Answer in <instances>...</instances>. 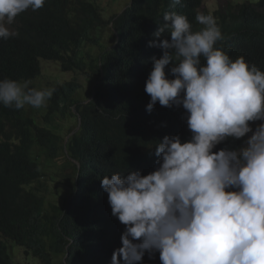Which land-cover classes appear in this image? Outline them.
<instances>
[{
  "label": "clouds",
  "instance_id": "obj_1",
  "mask_svg": "<svg viewBox=\"0 0 264 264\" xmlns=\"http://www.w3.org/2000/svg\"><path fill=\"white\" fill-rule=\"evenodd\" d=\"M46 1L0 0V42H15L21 15L43 8ZM84 1L96 14L94 20L103 21L100 29L104 31L107 25L112 38L109 46H114L118 38L113 36V21L133 0L108 21L97 0ZM68 4L73 17L82 16L77 0H68ZM203 4L204 0L196 16L203 27L197 31L185 14L167 12L161 4L147 38L151 48L147 62L151 59L152 67L144 84L150 97L146 110L150 113L157 103L167 108L182 107L190 138L182 141L179 134L164 135L152 145L146 135L135 137L130 146L135 167L125 173H104L96 179L102 198L106 193L111 215L117 220L108 226L98 225L94 236L73 226L66 213L81 168L67 142L54 158L43 157V162L37 159L41 175L33 180L29 173L19 182L16 203L25 202L31 193L42 196L44 203L31 213L14 215L0 229L9 255L7 264H14L10 246L23 248L26 258L38 259L40 264H141L146 252L150 257L156 253L158 264H264V71L243 56L230 58L217 46L226 37L213 16L202 14L213 12ZM172 6L179 11L185 9L181 0H172ZM14 23L15 29L11 27ZM70 25L75 27L72 20ZM98 42L95 36L85 45V51ZM159 48L162 54L157 58L154 55ZM50 61L59 62L61 68L59 60ZM102 65L103 61L99 68ZM37 77L0 79L1 108H37L27 113L31 117L40 115L44 123L45 114L50 113L54 116L52 125L60 124L55 120L58 115L75 117L72 131L68 128L70 137L81 124L79 113L76 111V117L72 111L75 106L64 117L51 113L49 105L58 85L77 79L39 90L34 82ZM94 77L98 83L86 98L77 81L76 91L83 103L93 99L100 84L102 75ZM241 138L245 139L239 147H216ZM139 144H145V148H137ZM34 148L37 151V146ZM147 153L150 164L139 167ZM59 157L65 159L59 182L64 189L53 200L54 188L42 179L46 177V165ZM68 169L70 172H66ZM74 169L76 179H67ZM13 206V199L0 193V208ZM32 218L37 221L35 242L42 246L41 254L11 239L21 224ZM107 229L109 236L100 249L101 236Z\"/></svg>",
  "mask_w": 264,
  "mask_h": 264
},
{
  "label": "trees",
  "instance_id": "obj_2",
  "mask_svg": "<svg viewBox=\"0 0 264 264\" xmlns=\"http://www.w3.org/2000/svg\"><path fill=\"white\" fill-rule=\"evenodd\" d=\"M181 2L185 3L186 13L173 7L172 0H133L132 5L113 21V36L118 38V42L114 46H109L110 41L98 42L104 50V57L101 68L96 63L90 67L91 75L96 78L102 75L93 99L81 102L76 80L58 85L50 99L51 113L66 117L75 106L81 118L79 129L66 144L81 163L77 179L76 169L67 177L76 179V193L69 200L66 213L72 225L88 235L94 236L98 225L108 226L117 220L111 215L107 194L104 193L102 198L96 179L104 173H125L135 167L130 146L136 136L142 139L146 135L150 141L152 139V145L164 135L179 134L182 141L190 138L182 107L167 108L157 103L149 113L146 105L150 97L144 91L145 80L152 67L151 59L147 62L151 53L147 38L160 5L163 4L167 12L185 14L193 31L203 27L196 21L202 0ZM77 4L82 12L80 17L72 16L68 0H47L43 8L22 14L15 42H0V79H32L41 69V59L59 60L62 70L84 71L86 63L82 54L85 45L94 40L96 30L104 23L94 20L96 14L87 2L77 0ZM202 14L216 19L226 37L217 46L224 48L230 58L243 56L249 64H255L264 71V0L231 6L226 13L216 10L203 11ZM77 19L80 23H76ZM70 20L75 27L70 25ZM107 39H111V34ZM161 54L159 48L154 56L159 58ZM1 106L0 193L13 199L14 206L0 208V229L14 215L31 213L44 203L42 196L31 193L25 202L17 204L18 184L29 173L33 180L39 178L41 169L37 159L54 158L64 142L60 129L57 131L50 126L54 121L52 114H45L49 126H41L26 110L11 107L8 111ZM243 140L229 139L216 147L236 148L243 144ZM144 145L139 144L137 148L143 149ZM150 158L147 153L138 166L147 167ZM38 233L37 221L32 218L23 222L20 231L11 239L41 254L42 246L35 242ZM108 236L109 229L101 236L100 249H103ZM8 260L6 246L0 239V264H7ZM141 264H158L157 254L150 257L146 252Z\"/></svg>",
  "mask_w": 264,
  "mask_h": 264
},
{
  "label": "rangeland",
  "instance_id": "obj_3",
  "mask_svg": "<svg viewBox=\"0 0 264 264\" xmlns=\"http://www.w3.org/2000/svg\"><path fill=\"white\" fill-rule=\"evenodd\" d=\"M259 0H204L203 8H207L210 11L220 10L221 12L226 13L230 6L234 7L237 4H243L245 2H257ZM100 4V10L104 16V19L108 21L111 19L116 13L120 12L121 9L125 8L126 3H129L130 0H97ZM76 23H80V19L76 20ZM15 29V23L11 26ZM96 40L100 43L105 41L109 42L111 39H107L109 35V31L107 25H105L104 31L101 29L96 30ZM100 43H94L89 46V50L85 51L82 54V57L86 63V67L84 72H71V71H63L60 68L59 62H54L50 60H40L41 61V70L38 73V77L34 79V82L37 84L38 89L42 90L45 88H52V86L56 82H62L64 80H68L71 78L77 79L80 84V92L82 93V97L86 98L89 95V91L94 87L95 84L98 83V80L95 79L94 75H91L90 67L92 64L99 63L103 60L104 50H101ZM88 75V76H87ZM35 85V84H34ZM36 86V85H35ZM46 106H43L42 115L46 112ZM26 111L33 113L37 108H33L31 106H25ZM74 115L78 117V114L75 109L72 110ZM37 123L44 124L45 126H49L48 124L42 121V117L40 115L31 114ZM55 120L60 123L58 125H50L51 127H55L57 131L60 129V133L63 134L64 142L69 141V133L68 128L73 127L75 125L76 119L72 116H67V118H61L60 115L55 117ZM259 121L255 122L252 126L255 128L256 124ZM250 135V134H249ZM245 139V138H243ZM43 157L40 159L43 162ZM65 162L63 157H59L55 159V161L50 162L46 165V177L42 179L50 188H54L55 195L51 196V199L56 200L57 196L63 191L64 185L60 182V175L63 172L62 165ZM66 172H70L68 169ZM52 176V178H51ZM59 183L56 187L55 185ZM10 251L12 257L14 259V264H40L38 259L35 258H26L23 248L21 247H13L10 246Z\"/></svg>",
  "mask_w": 264,
  "mask_h": 264
},
{
  "label": "bare ground",
  "instance_id": "obj_4",
  "mask_svg": "<svg viewBox=\"0 0 264 264\" xmlns=\"http://www.w3.org/2000/svg\"><path fill=\"white\" fill-rule=\"evenodd\" d=\"M127 152V151H126ZM122 153V152H121ZM123 153H125V152H123ZM127 154V153H126ZM125 156H127V155H125ZM128 157V156H127ZM132 161V160H131ZM126 164V163H125Z\"/></svg>",
  "mask_w": 264,
  "mask_h": 264
}]
</instances>
